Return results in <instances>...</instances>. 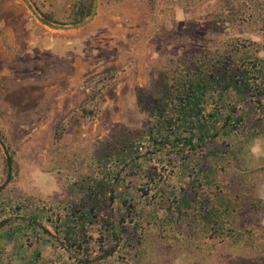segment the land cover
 Masks as SVG:
<instances>
[{
	"label": "rangeland",
	"instance_id": "obj_1",
	"mask_svg": "<svg viewBox=\"0 0 264 264\" xmlns=\"http://www.w3.org/2000/svg\"><path fill=\"white\" fill-rule=\"evenodd\" d=\"M76 1L32 0L65 24H77ZM234 46L264 63V0H98L93 21L75 30L2 0L0 129L16 171L5 185L0 143V222L9 220L0 264H264V114L251 104L241 105L250 119L240 132L191 158L192 173L145 154L121 165L110 189L86 192L106 178L99 163L117 141L148 124L145 106L165 75ZM183 197L194 207L188 218ZM223 197L229 212L215 233L199 215ZM94 205L82 227L76 216Z\"/></svg>",
	"mask_w": 264,
	"mask_h": 264
},
{
	"label": "trees",
	"instance_id": "obj_2",
	"mask_svg": "<svg viewBox=\"0 0 264 264\" xmlns=\"http://www.w3.org/2000/svg\"><path fill=\"white\" fill-rule=\"evenodd\" d=\"M149 1L152 3V0ZM92 7L93 0H77L73 7V23L81 22L88 17ZM43 15L48 20H53L50 14L43 13ZM263 99L264 63L262 58L243 52L236 46L228 54L218 56L205 54L196 58L190 68L163 77L155 101L145 106L150 117L148 124L136 133L127 132L117 141V145L113 146L99 163V167L104 169L106 178L93 179V186L87 188L86 192H90L92 188L110 189L113 181L119 180L117 177H119L121 165L133 168L137 159L145 154L164 156L172 162L173 168L177 165L181 171L189 174L193 169L189 165L193 156L202 152L209 144L216 142L220 135L231 136L240 132L241 127L245 126L250 118L242 113L241 105L251 104L257 113L260 114L259 111L263 110L264 114ZM209 104L212 106L208 107ZM57 129L64 131L62 124ZM0 143L6 154L5 185H8L14 178L16 161L12 148L1 129ZM117 161V164H113ZM118 168L120 169L117 171ZM161 195L164 194L160 192L159 196ZM224 199V197L220 198L215 204L207 206L210 209L209 214L199 215L200 221L209 226L212 225L211 230L215 233L216 222L222 215L229 212L224 205L226 204ZM158 203H161V200H158ZM178 204L179 211L184 213L179 214L183 217H191L185 211L194 209L193 205L184 197L178 201ZM155 206V211L162 209L160 204ZM96 209L97 205H94L89 212L79 211L76 217L77 221L83 223L82 227L86 223H92V213ZM31 217H28V225L38 224L39 217L42 216L35 214L33 219ZM8 224L9 220H2L0 229ZM21 229L22 226L17 227V230ZM73 233L76 231L65 227V240L73 241L81 249L83 244L72 237Z\"/></svg>",
	"mask_w": 264,
	"mask_h": 264
},
{
	"label": "water",
	"instance_id": "obj_3",
	"mask_svg": "<svg viewBox=\"0 0 264 264\" xmlns=\"http://www.w3.org/2000/svg\"><path fill=\"white\" fill-rule=\"evenodd\" d=\"M2 0H0L1 2ZM25 4L28 6V8L32 11V13L44 24L48 25L49 27L57 30H75L83 28L84 26L88 25L90 22L93 21L94 17L97 14V8H98V0H93V7L91 14L85 18L83 21L77 23V24H65V23H56L48 21L44 15L37 9V7L34 5L32 0H23Z\"/></svg>",
	"mask_w": 264,
	"mask_h": 264
},
{
	"label": "clouds",
	"instance_id": "obj_4",
	"mask_svg": "<svg viewBox=\"0 0 264 264\" xmlns=\"http://www.w3.org/2000/svg\"><path fill=\"white\" fill-rule=\"evenodd\" d=\"M255 151H257V149L256 148H253V152H255Z\"/></svg>",
	"mask_w": 264,
	"mask_h": 264
}]
</instances>
